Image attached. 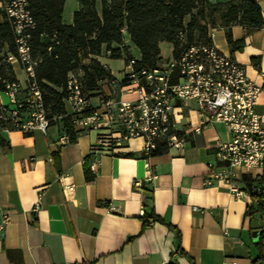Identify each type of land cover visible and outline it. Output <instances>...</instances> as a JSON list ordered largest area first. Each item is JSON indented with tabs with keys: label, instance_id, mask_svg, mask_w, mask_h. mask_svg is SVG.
I'll return each instance as SVG.
<instances>
[{
	"label": "crops",
	"instance_id": "0c3cea01",
	"mask_svg": "<svg viewBox=\"0 0 264 264\" xmlns=\"http://www.w3.org/2000/svg\"><path fill=\"white\" fill-rule=\"evenodd\" d=\"M257 2L264 19V0ZM65 4L66 0L62 22L71 24L79 1L70 10V21L64 19ZM230 34L234 42L243 40L241 48L232 47L224 28L209 30L212 44L261 83L264 25L247 32L234 24ZM163 42L159 43L162 59ZM124 44L129 54L139 57L128 36ZM90 57L107 65L112 77L117 76L111 69L115 58L104 47ZM90 57L82 63L88 65ZM117 59L122 61L119 70L124 59ZM4 64L23 83L20 64ZM113 91L117 86L114 90L100 81L90 96L92 104ZM258 108L264 109V86ZM174 123L184 139L182 149L169 148L149 159L142 155L140 139L128 141L115 154L90 156L94 131L61 145V119L50 122L45 134H23L0 126V220L9 215L0 234V264H251L255 259L264 264V234L262 245L255 246L260 229L264 230V214L249 220L244 215L246 195L233 197L222 182L203 184L210 164L216 162L214 140L229 137L226 126L216 122L195 132L199 116L193 100L176 105ZM94 158L99 161L96 175L89 167ZM38 196L41 206L32 211ZM152 210L179 230V241L163 223L141 227L142 214ZM178 243L185 254L176 252Z\"/></svg>",
	"mask_w": 264,
	"mask_h": 264
},
{
	"label": "built area",
	"instance_id": "2783aa9c",
	"mask_svg": "<svg viewBox=\"0 0 264 264\" xmlns=\"http://www.w3.org/2000/svg\"><path fill=\"white\" fill-rule=\"evenodd\" d=\"M3 3L11 19L17 54L1 52L0 64L19 63L25 78L22 83L0 73V126L23 134L34 131L45 134L50 122L69 115L76 136L95 132L90 156L115 154L128 141L140 139L142 155L149 159L159 140H165L169 148L182 149L184 139L176 131L174 109L178 103L185 105L193 100L199 116L195 132L219 122L229 134L226 140H214L216 162L210 164L203 184L222 182L233 197H242L245 191L241 175L254 181L259 179L264 171V109L258 108V98L264 86V73L261 83H257L242 64L220 52L212 42L190 45L178 56L171 55L153 68L140 65L139 57L130 54L123 57L118 75L105 79L114 90L117 86V95L114 91V95H101L98 104L93 105L83 88L82 73L70 71L64 98L66 113L50 117L42 89L34 78L35 61L30 45L35 21L26 8V0ZM69 142V133L64 129L59 143ZM98 162L94 158L89 164L94 175L98 173ZM40 197L32 211L41 206ZM8 221L9 215H2L0 234Z\"/></svg>",
	"mask_w": 264,
	"mask_h": 264
},
{
	"label": "trees",
	"instance_id": "16d2710c",
	"mask_svg": "<svg viewBox=\"0 0 264 264\" xmlns=\"http://www.w3.org/2000/svg\"><path fill=\"white\" fill-rule=\"evenodd\" d=\"M4 2V0H0ZM79 7L73 12L72 23L62 22L64 0H26V8L33 17L36 27L31 33L30 52L35 61L34 78L42 89L48 116L66 113L64 98L66 82L70 71L81 70L83 88L88 95L94 94L100 81L111 78L108 69L95 58L104 47L111 58L130 56L124 44L126 36L139 51V63L155 67L163 59L159 43L172 44V56H178L187 47L197 43H211L209 30L222 27L227 41L239 49L243 40L234 42L230 27L242 25L247 32L264 25L257 0H78ZM3 21L0 23V53L17 54L11 19L4 8L0 10ZM188 19L186 20V18ZM90 57L88 65L82 60ZM2 76L15 79L6 64H0ZM10 73V74H9ZM63 128L70 136L76 131L70 116H62ZM179 134V132H178ZM169 149L165 140L157 141L151 156L165 153ZM241 182L248 198L244 215L252 220L255 214H264V171L257 181L243 175ZM141 227L151 222H160L175 231L177 240L179 230L156 215L154 211L144 212ZM264 230L255 246L262 245ZM176 252L185 254L177 244ZM255 259L251 264H257ZM174 264V263H169Z\"/></svg>",
	"mask_w": 264,
	"mask_h": 264
},
{
	"label": "rangeland",
	"instance_id": "374dc122",
	"mask_svg": "<svg viewBox=\"0 0 264 264\" xmlns=\"http://www.w3.org/2000/svg\"><path fill=\"white\" fill-rule=\"evenodd\" d=\"M99 4H100L99 0H97L96 1V5H97L98 9H99ZM76 6H77V0H66V4H65L66 10H65V13H64V19L66 21H70V18H71L70 10H72V8H74ZM187 19H188V17L186 18V20ZM171 45L168 42H163L161 44V54L164 57V59L170 56V54H171ZM121 62H122L121 59H115V60L111 61V66H112L111 69L117 75H118V67L121 66Z\"/></svg>",
	"mask_w": 264,
	"mask_h": 264
}]
</instances>
